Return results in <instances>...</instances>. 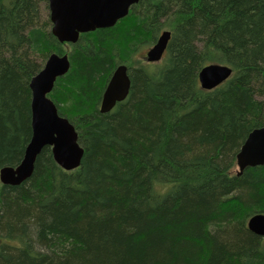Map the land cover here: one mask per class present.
<instances>
[{
  "label": "trees",
  "instance_id": "obj_1",
  "mask_svg": "<svg viewBox=\"0 0 264 264\" xmlns=\"http://www.w3.org/2000/svg\"><path fill=\"white\" fill-rule=\"evenodd\" d=\"M51 29L47 0H0V169L24 157L30 83L53 53L70 69L48 97L84 155L65 171L46 147L30 179L0 182V264H264L247 226L264 214V165L237 167L264 125V0H140L76 44ZM164 31L167 51L148 63ZM211 64L233 74L206 91ZM120 65L130 93L102 114Z\"/></svg>",
  "mask_w": 264,
  "mask_h": 264
},
{
  "label": "water",
  "instance_id": "obj_2",
  "mask_svg": "<svg viewBox=\"0 0 264 264\" xmlns=\"http://www.w3.org/2000/svg\"><path fill=\"white\" fill-rule=\"evenodd\" d=\"M52 23L51 33L60 42L76 44L81 34L114 27L128 16L130 9L140 0H47ZM171 32L165 31L146 54L148 63L162 60ZM70 69L67 54H51L43 69L32 79L31 126L32 135L25 148L24 157L15 167L0 169V182L7 186H19L30 179L41 151L50 147L55 162L65 171L81 166L84 149L78 142L74 125L59 114L55 103L48 97L58 78ZM231 67L223 64L204 66L199 72L201 88L211 91L226 82L232 75ZM131 80L126 65L118 67L104 91L100 113L111 112L118 103L125 101L130 93ZM264 165V125L252 131L237 155L239 175L250 167ZM248 229L264 238V214L252 216Z\"/></svg>",
  "mask_w": 264,
  "mask_h": 264
},
{
  "label": "rangeland",
  "instance_id": "obj_3",
  "mask_svg": "<svg viewBox=\"0 0 264 264\" xmlns=\"http://www.w3.org/2000/svg\"><path fill=\"white\" fill-rule=\"evenodd\" d=\"M44 8H45V6H44ZM43 13H44L43 17L47 16V14H48L46 9L43 10Z\"/></svg>",
  "mask_w": 264,
  "mask_h": 264
},
{
  "label": "bare ground",
  "instance_id": "obj_4",
  "mask_svg": "<svg viewBox=\"0 0 264 264\" xmlns=\"http://www.w3.org/2000/svg\"><path fill=\"white\" fill-rule=\"evenodd\" d=\"M49 13H50V10H49ZM120 66H124V65H120ZM120 66H119V67H120ZM109 81H110V80H109ZM108 83H109V82H108Z\"/></svg>",
  "mask_w": 264,
  "mask_h": 264
}]
</instances>
